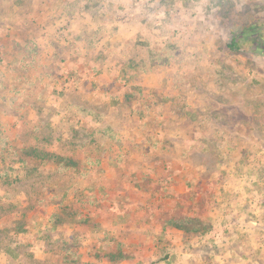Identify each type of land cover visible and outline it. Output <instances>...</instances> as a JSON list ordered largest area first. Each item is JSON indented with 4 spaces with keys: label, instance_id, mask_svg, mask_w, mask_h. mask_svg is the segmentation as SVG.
I'll use <instances>...</instances> for the list:
<instances>
[{
    "label": "rangeland",
    "instance_id": "374dc122",
    "mask_svg": "<svg viewBox=\"0 0 264 264\" xmlns=\"http://www.w3.org/2000/svg\"><path fill=\"white\" fill-rule=\"evenodd\" d=\"M0 156V264H264V0H0Z\"/></svg>",
    "mask_w": 264,
    "mask_h": 264
},
{
    "label": "trees",
    "instance_id": "16d2710c",
    "mask_svg": "<svg viewBox=\"0 0 264 264\" xmlns=\"http://www.w3.org/2000/svg\"><path fill=\"white\" fill-rule=\"evenodd\" d=\"M249 29H252V27H249ZM246 33L247 34H250L251 31H249V30L246 29L242 33V37ZM239 39H240V37H234V39L229 43L228 48H230V49L237 48L238 47V41H239ZM9 149H14L16 151L15 154L18 155L20 161L22 163L25 162V164L23 165V167L20 170V174H23L22 177H19L17 180H13L9 176H5L4 177L5 182L7 184H9L12 181H18V182L19 181H28L29 179H28L27 172H26V163H28L30 160L28 158H25L26 156H28L26 153H24L26 151L24 149H21V150L17 149L16 150V148L14 146H12V145H10L9 148L7 147L5 149V151H8ZM2 157H3V155H2ZM2 157L0 156V160H1ZM28 199H30L29 202H31L32 205H30V207H25V209L21 208V213L23 215L27 214L28 213V210L29 209H32L35 206L34 203L37 200V198L36 197H33L32 195H30L28 197ZM68 199H70V202H73L72 201V198H69L68 197ZM59 202H60L61 205H60V207H56L55 208V212L52 214L53 220L50 221V225L52 226V228H55L58 225V223L64 222L65 220L70 225H75L76 222L79 221V223L86 222L88 224V226H89V222L91 221V217H90L89 213L86 212V207H79V208H81V211L78 212V208L75 207L77 205V202L76 201L73 202V203H68V204L65 203V204H63L62 198H60V201ZM81 213H84L85 214L84 215L85 216V220H81L80 219V217H81L80 214ZM88 228H90V227H88ZM185 230H188V228H185ZM8 248H10V246H8L7 249Z\"/></svg>",
    "mask_w": 264,
    "mask_h": 264
}]
</instances>
